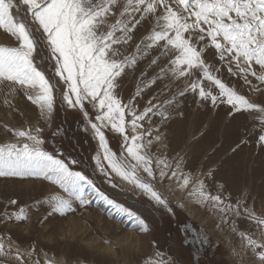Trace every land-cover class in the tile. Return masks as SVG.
Listing matches in <instances>:
<instances>
[{
	"label": "snow or ice",
	"instance_id": "1",
	"mask_svg": "<svg viewBox=\"0 0 264 264\" xmlns=\"http://www.w3.org/2000/svg\"><path fill=\"white\" fill-rule=\"evenodd\" d=\"M145 23L150 30L129 50L138 27ZM0 30L14 41L13 46L0 45V90H4L5 104L12 108L8 97L23 93L37 106L41 119L51 120L59 94L61 105L78 110L85 130L90 129L98 140L99 152L92 159L110 183L114 174L172 212L155 184L173 181L177 190L216 217L217 227L229 228L240 238L241 247L254 257L253 264H264V212L257 214L246 196L233 200L222 184L216 194L208 191L206 179H214L211 168L186 172L184 155L169 159L152 153L163 141L158 128L152 130L153 117L167 122L178 98L188 93L214 108L226 105L229 117L247 114L258 119L257 142L264 145V100L242 94L220 75L226 69L230 77L243 81L241 87L264 95V0H0ZM41 50L47 54L51 73L41 66ZM149 56V68L159 71L150 76L140 70L136 76ZM130 74L136 89L125 103L121 93ZM165 80L169 83L159 89L160 94L138 109L137 98ZM105 129L122 138L121 152L109 147ZM7 130L22 139L0 144V177L33 178L57 186L63 194L53 193L39 202L47 205L49 215L64 217L75 212V204L86 206V189H91L115 210L118 221L125 215L133 231L147 230L140 215L109 199L93 180L74 170L78 161L45 151L42 128ZM28 221L24 207L0 216V224L13 227ZM241 221L246 222L243 230L238 227ZM102 239L115 249L109 239ZM238 254L233 248V255ZM0 264L63 262L47 256L41 260L34 243L22 244L5 230L0 231ZM148 264L173 262L157 252Z\"/></svg>",
	"mask_w": 264,
	"mask_h": 264
},
{
	"label": "rangeland",
	"instance_id": "2",
	"mask_svg": "<svg viewBox=\"0 0 264 264\" xmlns=\"http://www.w3.org/2000/svg\"><path fill=\"white\" fill-rule=\"evenodd\" d=\"M150 27L146 23L138 27L129 50L135 48ZM13 44L8 34L0 30V45ZM40 58L43 61L41 66L51 73L45 51L41 50ZM149 59L151 56L143 60L136 76H139L140 70L147 71L150 76L159 71L158 68H149ZM220 75L225 82L239 88L242 94L257 101L264 100V95L250 91L248 86L241 87L243 81L230 77L226 69ZM252 79L253 85H256L257 82ZM168 83L165 80L150 91L146 90L142 97L137 98V108L142 110L148 100L153 95H159V89ZM179 87L183 88L184 82ZM135 89L136 80L130 74L121 93L125 103ZM4 98V90H0V144L17 143L22 139L7 129L27 130L39 126L42 128L41 137L45 141L42 147L45 151L78 161L73 166L74 170L93 180L99 191L109 199L140 215L147 225L143 233L133 231L132 221L125 215H121L118 221L115 210L91 189H86V206L75 204V212L64 217L49 215L47 205L39 202L50 194H63L57 186L33 178L0 177V216L17 211L20 207H24L29 214L27 223L15 227L0 224V231L9 230L11 237L22 244L34 243L41 260L47 256L63 264H148L160 252L173 264H253L254 257L241 247L240 238L229 228L217 227L216 217L194 204L185 192L177 190L173 181L155 184L169 201L172 212L156 205L114 174L110 183L109 177L96 169L92 159L99 152L98 140L90 129L85 130L84 118L78 110L61 105L59 94L51 120L41 119L37 106L23 93L8 97L12 108L4 103ZM178 100L174 110H170L167 122L160 123L159 117H153L156 121L153 132L158 128L163 134L162 143H157L152 149L153 155L163 153L169 159L177 153L184 155L187 160L186 172H207L211 168L214 179H206L208 191L216 194L218 186L222 184L225 194L233 200L246 196V203L257 214L264 212V145L257 142L259 120L247 114L229 117L226 105L215 108L210 102L205 105L192 93ZM89 111L91 113V109ZM104 132L109 147L117 153L121 152L122 138L108 129ZM113 183L116 187L112 186ZM116 190L126 197L120 196ZM13 199L17 201L16 205L9 204ZM110 213L112 218H109ZM188 224L197 229L196 233L202 234V241L206 240L205 249L202 245L204 242H192L187 238L188 231L184 229ZM238 227L243 230L246 222L241 221ZM102 238L115 244V249L105 245ZM233 248L238 255H233Z\"/></svg>",
	"mask_w": 264,
	"mask_h": 264
},
{
	"label": "flooded vegetation",
	"instance_id": "3",
	"mask_svg": "<svg viewBox=\"0 0 264 264\" xmlns=\"http://www.w3.org/2000/svg\"><path fill=\"white\" fill-rule=\"evenodd\" d=\"M192 231H195V230H191V231H189V232H191V234H189V232H188V236H187V238L188 239H190L192 242H194L195 240H198V241H200V242H204V241H202V235L201 234H197V235H193L192 234ZM185 232V231H184ZM183 232V233H184ZM196 232V231H195ZM184 235V234H183ZM188 245V244H187ZM203 245V249H205V245H206V243H203L202 244Z\"/></svg>",
	"mask_w": 264,
	"mask_h": 264
},
{
	"label": "bare ground",
	"instance_id": "4",
	"mask_svg": "<svg viewBox=\"0 0 264 264\" xmlns=\"http://www.w3.org/2000/svg\"><path fill=\"white\" fill-rule=\"evenodd\" d=\"M116 191H117V190H116ZM117 192H118L119 195H124V194H123L122 192H120V191H117Z\"/></svg>",
	"mask_w": 264,
	"mask_h": 264
}]
</instances>
